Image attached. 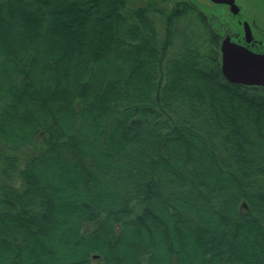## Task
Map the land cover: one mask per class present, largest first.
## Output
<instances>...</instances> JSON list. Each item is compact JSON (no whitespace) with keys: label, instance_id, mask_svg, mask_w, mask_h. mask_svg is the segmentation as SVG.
Returning a JSON list of instances; mask_svg holds the SVG:
<instances>
[{"label":"trees","instance_id":"trees-1","mask_svg":"<svg viewBox=\"0 0 264 264\" xmlns=\"http://www.w3.org/2000/svg\"><path fill=\"white\" fill-rule=\"evenodd\" d=\"M221 30L0 0V264H264V88L223 78Z\"/></svg>","mask_w":264,"mask_h":264},{"label":"water","instance_id":"water-1","mask_svg":"<svg viewBox=\"0 0 264 264\" xmlns=\"http://www.w3.org/2000/svg\"><path fill=\"white\" fill-rule=\"evenodd\" d=\"M213 5L227 7L233 17H240L239 6L235 0H207ZM237 23V22H236ZM243 38L246 43L252 39L249 24L242 23ZM239 26V25H238ZM239 32L235 33L239 35ZM220 72L223 78L232 84L244 86H256L264 88V55L250 50L248 47L233 41L232 37L226 35L219 44Z\"/></svg>","mask_w":264,"mask_h":264},{"label":"rangeland","instance_id":"rangeland-1","mask_svg":"<svg viewBox=\"0 0 264 264\" xmlns=\"http://www.w3.org/2000/svg\"><path fill=\"white\" fill-rule=\"evenodd\" d=\"M192 1L197 7L208 15L215 16L218 24L222 26V38L225 34H235L239 32V26L236 23L238 17L230 15L227 7L213 5L207 0H186ZM141 2V1H139ZM134 2V3H139ZM236 4L241 7V15L247 20H255L257 24L264 27V0H235ZM263 22V23H262Z\"/></svg>","mask_w":264,"mask_h":264},{"label":"flooded vegetation","instance_id":"flooded-vegetation-1","mask_svg":"<svg viewBox=\"0 0 264 264\" xmlns=\"http://www.w3.org/2000/svg\"><path fill=\"white\" fill-rule=\"evenodd\" d=\"M239 10H240V15H241V7H239ZM245 21L249 24L251 35H252V39L250 40L249 43L245 42L243 38V33H242V27H243L242 23ZM237 24L240 27L239 35L237 34H232V35L226 34V35L231 36L233 41L240 42V44L248 47L250 50L264 55V27L260 26L261 23L257 24L255 20H247L243 18L242 16L237 20Z\"/></svg>","mask_w":264,"mask_h":264}]
</instances>
